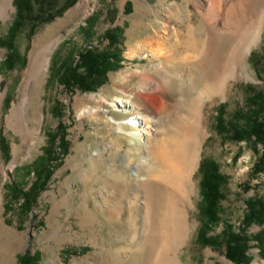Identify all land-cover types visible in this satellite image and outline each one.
Wrapping results in <instances>:
<instances>
[{
    "label": "rangeland",
    "instance_id": "1",
    "mask_svg": "<svg viewBox=\"0 0 264 264\" xmlns=\"http://www.w3.org/2000/svg\"><path fill=\"white\" fill-rule=\"evenodd\" d=\"M203 2L44 0L38 11H54L53 18H41L33 30L31 22L23 24L10 50L0 44V264H16L25 250L37 252L38 264H143L150 260L152 249L148 247H158L161 240L153 241L145 227L143 198L148 186L142 180V160L151 162L150 147L164 137L165 121L138 118L137 124H126L127 131L139 132L138 137L121 133L116 121L141 115L135 103L138 95L159 109L150 99L152 91L139 87L143 73H161L158 63L162 58L142 45L157 29L163 32L169 28L166 45L173 54L162 62L176 73L170 80L172 88L180 86L177 74L188 71L179 62L180 52L190 43L192 33H201L199 10L206 11L200 8ZM11 5L10 15L0 17V38L6 36L15 15L13 0ZM255 16L232 53L241 51L245 41L247 44ZM115 25L123 32L112 45L104 36L105 30ZM90 45L114 47L119 64L107 71L95 89L70 90L58 78L60 63L75 60L78 52ZM217 47L221 56L226 44ZM9 51L11 62L4 60ZM45 56L48 63L41 75L27 79L33 62L40 63ZM228 61L225 66L229 69ZM253 93L261 97L255 103ZM25 97L22 120L8 124L10 109ZM220 104L225 122L217 127ZM250 112L264 120V24L258 41L235 67V75L228 77L225 93L216 94L204 106L199 153L189 176L191 191L178 204L190 226L188 237L176 249L182 264H234L225 254L226 231L241 227L244 233L254 234L264 229V223L242 222L246 199H264L262 143L254 137H233L227 127L232 120L238 126L245 123ZM63 129L68 148L63 154L53 148L58 158L25 210L22 197L15 195L11 185L24 189L30 185L37 177L34 161L45 153L52 135ZM56 139L57 143L58 135ZM203 159L214 160L226 175L220 188L219 219L203 231L215 236L216 243H204L198 236L205 220L200 193ZM163 195L162 202L166 199ZM248 253L249 264H264V249L260 250L256 240H250Z\"/></svg>",
    "mask_w": 264,
    "mask_h": 264
},
{
    "label": "bare ground",
    "instance_id": "2",
    "mask_svg": "<svg viewBox=\"0 0 264 264\" xmlns=\"http://www.w3.org/2000/svg\"><path fill=\"white\" fill-rule=\"evenodd\" d=\"M11 8V0H0V17H8ZM200 8H206V11L199 10L201 33H192L190 43L180 52L179 62L188 69L187 73L177 74L181 77L180 86L172 88L170 80L176 73L162 62L173 54L166 45L169 28H164L163 32L157 29L142 41V45L151 55L162 58L158 63L161 73H143L139 87L152 91L150 99L157 102L159 109H154L144 95H138L135 103L141 115L116 121L121 133L133 137H138L139 132L127 131L125 125L137 124L138 118H151L150 121L157 123L163 119L166 126L164 137L151 143V162L146 158L142 160L145 171L142 180L148 186L143 198L145 227L153 241L161 240L158 247H148L152 249L150 260L143 264H182L176 249L188 237L190 226L186 225L184 209L178 204L185 200L187 191H191L189 176L199 153L204 106L216 94L225 93L228 77L235 75V67L258 41L264 24V0H205ZM255 14L251 25L253 33L247 44L245 41L241 51L232 53L241 44V35ZM219 44H226L221 56L216 52ZM228 60L229 69L225 64ZM47 63L46 56L40 63L33 62L26 78L37 79ZM1 97L0 92V102ZM25 102L26 97L12 106L7 115L8 124L22 118ZM163 193L166 199L162 202Z\"/></svg>",
    "mask_w": 264,
    "mask_h": 264
},
{
    "label": "trees",
    "instance_id": "3",
    "mask_svg": "<svg viewBox=\"0 0 264 264\" xmlns=\"http://www.w3.org/2000/svg\"><path fill=\"white\" fill-rule=\"evenodd\" d=\"M13 2L15 5V15L7 29L6 36L0 38V44L5 45L9 50L13 46V40L17 31L23 24L31 22L30 28L33 30V26L41 18H43L42 20L44 21L50 20L56 14L54 11H48L45 14L38 11V8L43 5L44 0H13ZM122 32L121 26L115 25L105 30L104 37L108 39L110 44L114 45L119 42V37ZM11 59L12 53L9 51L4 60L11 62ZM119 60L120 57L117 51L114 50V47L98 48L92 45L83 47V49L78 52V58L75 60L63 59L61 61L58 78L65 86L70 87V90L74 87H79L83 90L95 89L97 85L103 81L107 71L115 68L119 64ZM258 93H253L254 95L251 96V100H253L254 103L258 101V99H261V97L258 98L260 95L263 97V93L260 92V95ZM221 105L222 104L219 105L220 107L216 115L217 127H222V124L225 122ZM234 122L235 121L232 120L227 124V127L232 132V136L236 138L254 137L256 141L262 143V154H264V120L250 112L246 116L245 123L238 126L235 125ZM57 135L58 142L56 143ZM57 135H52L45 153L38 158V161H34L33 170L37 173V177L30 185L26 189L19 184L12 183L13 185H11L15 195L22 197L21 206L24 207L25 210L30 208L35 194L47 181L52 169L51 163L58 158L53 155V148L58 147L62 154L68 148L69 143L65 138L66 132L64 129ZM50 146H52V148H50ZM262 157L264 158V155H262ZM263 164L264 159L261 162V166ZM201 168L203 170L200 180L201 209L205 220L198 236L204 243H216L217 240L215 236L204 235L203 231L209 229L210 226L219 219L218 201L222 196L220 188L221 185L226 182V175L218 170L217 163L212 159H203ZM260 169L261 167H259L258 170ZM40 176L42 178H39ZM246 206L247 210L242 218L244 225H248L252 222L264 223V199L261 196L248 197L246 199ZM251 239L256 240L260 250L264 249V229L254 234H246L241 227L237 231L229 228L226 231L225 239L226 256L234 264H249L251 255L248 253V248L250 247ZM37 258L38 255L36 251L31 253L29 250H25L18 255L16 264H38L39 259Z\"/></svg>",
    "mask_w": 264,
    "mask_h": 264
}]
</instances>
